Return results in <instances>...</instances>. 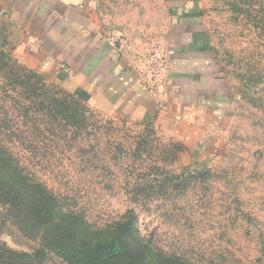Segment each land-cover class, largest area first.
Segmentation results:
<instances>
[{
  "label": "rangeland",
  "instance_id": "1",
  "mask_svg": "<svg viewBox=\"0 0 264 264\" xmlns=\"http://www.w3.org/2000/svg\"><path fill=\"white\" fill-rule=\"evenodd\" d=\"M196 1L218 75L225 79L223 89L230 91L228 104H233L221 121L216 155L185 154L166 124L103 115L89 102L88 128L78 139L70 135L74 128L64 133L44 125L29 134L36 150L14 139L4 142L28 173L93 229H107L132 212L153 245L193 264H264V0ZM96 3L104 35L115 39L139 80L146 60L163 53L169 82L164 48L171 17L168 0ZM39 78L51 95L55 86L74 92L64 81L27 68L0 46V106L11 118L23 121V108L17 105L33 101L16 83L41 86ZM152 84L143 85L153 89ZM34 112L29 116L46 118ZM0 242L29 254L42 243L13 224L2 206ZM43 264L67 263L49 252Z\"/></svg>",
  "mask_w": 264,
  "mask_h": 264
},
{
  "label": "crops",
  "instance_id": "2",
  "mask_svg": "<svg viewBox=\"0 0 264 264\" xmlns=\"http://www.w3.org/2000/svg\"><path fill=\"white\" fill-rule=\"evenodd\" d=\"M96 4L0 0V46L27 68L91 94L89 106L101 114L166 124L185 154H215L221 121L233 104L218 75L199 3L168 0L169 82L153 89L142 84L115 39L104 35Z\"/></svg>",
  "mask_w": 264,
  "mask_h": 264
},
{
  "label": "trees",
  "instance_id": "3",
  "mask_svg": "<svg viewBox=\"0 0 264 264\" xmlns=\"http://www.w3.org/2000/svg\"><path fill=\"white\" fill-rule=\"evenodd\" d=\"M37 80L41 86L16 83L26 89V96L33 98L31 106L17 105L23 108V121L11 118L0 106V206L5 208L13 224L42 243L35 253L29 254L14 251L0 242V264H43L49 252L57 254L67 264H193L189 259L153 245L140 232L137 217L132 212L107 229H93L21 165L19 156L6 145L5 139H14L29 150H36L29 134L41 131V126L46 125L49 131L61 128L64 133L74 128L76 131L70 135L75 139L88 128L87 103L91 99L88 92L78 89L65 93L55 86V94L51 95L43 80ZM31 110L46 118L30 117ZM24 126L26 131L22 129ZM52 135L60 136L55 132Z\"/></svg>",
  "mask_w": 264,
  "mask_h": 264
},
{
  "label": "built area",
  "instance_id": "4",
  "mask_svg": "<svg viewBox=\"0 0 264 264\" xmlns=\"http://www.w3.org/2000/svg\"><path fill=\"white\" fill-rule=\"evenodd\" d=\"M167 59L163 53H157L144 63L140 71V81L145 85L161 86L168 83L166 77Z\"/></svg>",
  "mask_w": 264,
  "mask_h": 264
}]
</instances>
